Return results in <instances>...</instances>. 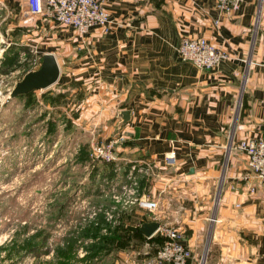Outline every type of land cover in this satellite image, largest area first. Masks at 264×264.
I'll list each match as a JSON object with an SVG mask.
<instances>
[{
	"label": "crops",
	"instance_id": "obj_1",
	"mask_svg": "<svg viewBox=\"0 0 264 264\" xmlns=\"http://www.w3.org/2000/svg\"><path fill=\"white\" fill-rule=\"evenodd\" d=\"M0 3L8 17L0 47L14 40L10 48L27 56L35 48L56 58L55 85L84 101L72 126L101 142L123 136L116 150L124 177L131 163L152 165L138 197L158 203L155 221L179 233L194 263L207 244L206 264H264V185L249 178L235 148L264 137V0H245L228 19L215 0H105L110 24L86 35L26 16L25 0ZM187 37L206 39L228 59L214 70L181 62L175 50ZM123 111L131 117L119 127Z\"/></svg>",
	"mask_w": 264,
	"mask_h": 264
},
{
	"label": "rangeland",
	"instance_id": "obj_2",
	"mask_svg": "<svg viewBox=\"0 0 264 264\" xmlns=\"http://www.w3.org/2000/svg\"><path fill=\"white\" fill-rule=\"evenodd\" d=\"M19 11L13 6V15ZM1 15L3 33L8 17ZM13 41L5 39L3 44ZM9 49L0 51V264H12L24 255L20 247L37 231L46 235L44 246L19 264H58L56 256L71 240L67 264H148L162 238L160 244L149 243L120 231L139 227L147 212L136 204L124 206V200L139 192H124L131 188L121 173L125 168L116 170L114 164L91 159V143L102 140L72 126L84 105L82 96L74 99L69 87L55 85L35 91L29 105L24 98L10 100L6 90L29 65L21 62L25 51L20 48L10 53L17 64L3 65ZM91 227L100 228L96 237L89 236ZM110 235L121 241L95 252L99 238ZM206 257L207 244L193 264H206Z\"/></svg>",
	"mask_w": 264,
	"mask_h": 264
},
{
	"label": "built area",
	"instance_id": "obj_3",
	"mask_svg": "<svg viewBox=\"0 0 264 264\" xmlns=\"http://www.w3.org/2000/svg\"><path fill=\"white\" fill-rule=\"evenodd\" d=\"M245 0H215L216 8L220 15L225 18L232 17L242 6ZM3 7L0 3V9ZM24 14L32 17H44L55 25L75 30L79 35H86L93 28H107L110 17L105 8V0H25ZM218 21L215 22L217 24ZM13 43L8 42L0 47L2 51ZM0 50V51H1ZM1 51V52H2ZM176 56L181 62L190 63L200 70H214L228 59L227 53L220 47H216L204 38H182L177 46ZM30 59L25 52L21 54V62L29 65L27 72L40 67L41 57L37 49L29 48ZM12 87L6 91L10 93ZM123 136H117L106 142H94L90 145L91 159L105 164H114L116 170H120V157L117 146L124 142ZM235 148L247 158L250 177L264 185V137L247 138L239 141ZM176 151L173 148L164 156L167 167L175 165ZM150 163H131L125 177L130 180L131 188L127 192L134 195L138 192L139 179L142 176L152 175ZM250 192H254L251 188ZM120 203L119 197H114ZM136 204L147 211L155 221L154 213L158 208L156 201L138 197H130L124 200V206ZM108 216V215H107ZM111 218V217H110ZM212 220V219H211ZM162 243L156 250L155 255L148 264H193L192 252L181 242L179 233L164 224L158 226L155 232Z\"/></svg>",
	"mask_w": 264,
	"mask_h": 264
},
{
	"label": "water",
	"instance_id": "obj_4",
	"mask_svg": "<svg viewBox=\"0 0 264 264\" xmlns=\"http://www.w3.org/2000/svg\"><path fill=\"white\" fill-rule=\"evenodd\" d=\"M60 77V67L56 58L51 54H44L41 57L40 67L25 73L17 81L9 93V99H15L19 96L26 95L37 90H47L55 85ZM130 111L119 113V127L130 121ZM159 223L156 221L145 222L139 227L127 226L131 232H140L145 238H151L157 231Z\"/></svg>",
	"mask_w": 264,
	"mask_h": 264
},
{
	"label": "trees",
	"instance_id": "obj_5",
	"mask_svg": "<svg viewBox=\"0 0 264 264\" xmlns=\"http://www.w3.org/2000/svg\"><path fill=\"white\" fill-rule=\"evenodd\" d=\"M17 50L18 49H16V48H10L8 50V53L5 54L6 57H5L3 65L7 66V64H10V62H11L12 67H14V64H17L13 55L10 54V53L16 54ZM22 50L26 52L25 49H22ZM26 55H27V52H26ZM27 58L28 59L31 58L30 54L27 56ZM2 72L7 73L8 70L2 71ZM33 93L34 92L28 93V94L23 95V96H19V98H21V99L24 98L26 100V104L29 105L30 102H32L34 100L33 99L34 98ZM145 221H147V218L144 217V219H142L140 221V223L143 224V222L145 223ZM120 231L122 233H124V235L126 237H137L138 239L143 240V241H147L149 243H159V244L161 243V239L159 237H155V238L153 237L150 239L145 238L140 232H131L130 230L127 229V226L121 228ZM99 232H100L99 227H91L90 230L88 231V234H89V236L96 237L99 234ZM88 234L85 236H88ZM118 241H121V240L119 238H117V236L110 235V237H107V236L100 237L99 242L97 243L100 245V248L94 247V251L98 252L101 250V248L110 247L114 242H118ZM14 242H15V240L13 239L12 243H14ZM45 242H46V235L43 236L42 233H38V231H37L33 236H31L30 238H28L27 240L24 241V244L20 247V250H22V252H24V255H22V256L19 255V256L15 257V261H13L12 264L21 263L24 260V257L26 255L37 254L39 252V250L44 246ZM73 243L74 242L72 240L69 241V243L65 247L64 251L60 252V254L58 256H56L58 259H60L58 264H67L66 261L70 259V256H68V253L72 251Z\"/></svg>",
	"mask_w": 264,
	"mask_h": 264
}]
</instances>
